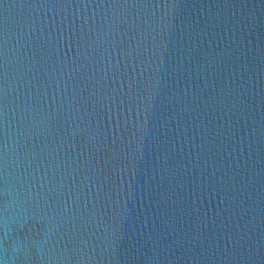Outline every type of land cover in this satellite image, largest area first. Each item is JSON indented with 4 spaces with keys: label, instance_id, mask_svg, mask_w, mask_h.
<instances>
[{
    "label": "water",
    "instance_id": "95a60500",
    "mask_svg": "<svg viewBox=\"0 0 264 264\" xmlns=\"http://www.w3.org/2000/svg\"><path fill=\"white\" fill-rule=\"evenodd\" d=\"M0 264H264V0H0Z\"/></svg>",
    "mask_w": 264,
    "mask_h": 264
}]
</instances>
